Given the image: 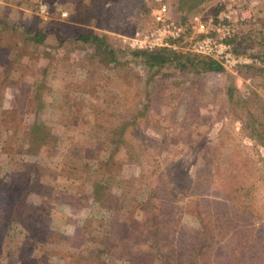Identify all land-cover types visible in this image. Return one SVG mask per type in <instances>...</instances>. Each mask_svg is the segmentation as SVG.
Returning a JSON list of instances; mask_svg holds the SVG:
<instances>
[{
  "label": "rangeland",
  "instance_id": "1",
  "mask_svg": "<svg viewBox=\"0 0 264 264\" xmlns=\"http://www.w3.org/2000/svg\"><path fill=\"white\" fill-rule=\"evenodd\" d=\"M223 1L166 0L179 21L211 15ZM241 5L252 17L239 25L234 46L264 60V44L254 41L264 0ZM156 8L155 0H0L7 28L0 26V264H195L192 249L200 253L196 264H264V71L251 66L164 78L140 64L106 63L105 52H88L82 42L55 41L79 27L105 32L115 50H129L118 38L151 25ZM28 30L46 36L32 43ZM229 82L240 90L233 111ZM38 96L49 103L46 120L65 107L73 125L30 153L22 122ZM104 99L113 109L103 108ZM82 121L101 128L126 123L128 148L99 138L66 162L65 136L91 138ZM28 159L42 182L16 201L12 180H27L29 172L7 164ZM102 172L94 197L89 179ZM231 185L234 198L249 203L247 214L226 197ZM149 209L171 215L160 227L146 224L134 233L128 224L145 220ZM224 227L229 231L219 234Z\"/></svg>",
  "mask_w": 264,
  "mask_h": 264
},
{
  "label": "trees",
  "instance_id": "2",
  "mask_svg": "<svg viewBox=\"0 0 264 264\" xmlns=\"http://www.w3.org/2000/svg\"><path fill=\"white\" fill-rule=\"evenodd\" d=\"M252 17V14H251ZM249 21L244 22V24L249 23ZM0 26L3 29H7L5 26V22L0 21ZM18 27H22L20 24L19 25H11L10 26V31L15 32ZM24 28V27H23ZM25 29V28H24ZM26 38L25 40H30L32 43H40L44 40V37L46 36V33L43 32H37V33H31L32 31L28 30L26 31ZM30 32V33H28ZM52 31L49 32V35L51 34ZM239 33V32H238ZM236 34L235 38L232 40L233 43V51L235 53H241L247 56H254L255 54L258 55L259 58L261 55L257 53H252L251 50L248 51L247 49L241 50L240 48L238 49L237 46H234V41L237 40L238 35ZM108 35L105 32H97L94 30H80L79 27L74 29L71 33L68 34V36L65 39H62L58 34H56L55 41L60 45L63 41L72 44V42L79 41L84 43L85 48L88 50V52H92L93 54L95 51H102L105 52L107 55L106 59H101L104 62L112 63L117 66L123 67V65L127 64H140L143 65L144 67L147 68V71L151 70L154 73H156V76L159 77H171V76H181L185 72H192V73H201V72H210V71H223L222 67L216 63L215 61L209 59L206 56L199 55V54H194L190 52H176V50H171L169 48H157L152 51H139V50H115L112 47V44L110 40L107 37ZM246 38H241V43L244 45V43H248L249 41H242L245 40ZM254 41L262 45L264 44V23L263 26L261 27L260 30L256 33V36L254 37ZM251 40V39H250ZM91 56V55H89ZM93 56V55H92ZM251 66L249 68L244 69L250 70ZM156 70V71H155ZM258 71V70H257ZM264 69L259 68V72H263ZM67 72V70H65ZM73 77V76H72ZM116 77V75H115ZM75 78V77H73ZM151 79V76L149 77V81ZM236 87V85L232 82H229L227 86V95L229 98V108L231 111L234 110V108L239 105L238 99L240 98V90ZM236 92L238 93V99H236L235 94ZM90 94L89 92H85L84 95L88 96L87 94ZM40 99V100H39ZM103 103V108L106 109H113L112 108V102L111 100L104 99L102 100ZM35 107V108H34ZM33 107V111L31 112V117L24 122L23 124L27 125L29 132V138H30V148L28 151L30 153H33L35 151V146L36 143L39 141L51 144L54 142L49 141V138L52 137H57L56 135L59 134L60 130H62L60 137H64L66 132L72 130V125L73 122L69 121L66 116H69V112H67L68 108L62 107L61 112L51 121L49 119H45V111L44 108L47 109L49 107V103H46V101L43 100L42 97L38 96V98L35 100ZM53 107V106H51ZM79 107V106H77ZM78 113L81 114V111H77ZM75 118L80 119V115H74ZM22 125V124H21ZM79 127L85 128V130H92L90 137L91 138H84V136L79 133L77 136H71L67 137L68 143H67V149L65 151V161H73L75 160V156L79 155V152H84L85 151V145H89L92 143V141L96 139H101L110 143H113L115 145V148L126 150L129 145V140L125 137V128H126V123H122L121 126L119 127H111L108 126L106 128H101V126H97L96 124H92V126L88 125V123H85V121L81 122V125ZM57 141V140H56ZM86 141H90L89 144L86 143ZM13 143H16V140L12 141ZM124 150V151H125ZM128 151V150H127ZM262 153V152H260ZM13 154V153H12ZM12 154L9 155L12 157ZM263 155V160H264V154ZM15 156V155H13ZM67 156V157H66ZM130 161V160H129ZM25 160H20V162L14 163V164H7L8 169L10 170H28L29 172V178L27 180H12L13 181V187L9 188V192L12 193L14 196V199L17 201L19 199L26 200L29 198L30 192H33L36 188L38 183L42 182V179L39 175V173L35 170L33 167V164H30L33 162L31 159H28V162ZM101 175H104V172L100 174L96 178L91 177L89 181L92 183L93 182V188L91 190V194L94 197H97L100 193L103 181H99L98 179L101 177ZM12 186V185H11ZM95 188V190H94ZM237 188L233 187V185L228 187V190L226 191V197L233 201L235 200V203L238 207V210L241 211V213L247 214L246 211L249 210V203L246 202H239V200H236L234 198L235 195H237ZM129 201L127 198L123 199L122 201V208L125 205V203ZM234 203V204H235ZM158 204V203H157ZM149 216L144 220H131L130 223L128 224L130 227H132L134 230V233L139 232L144 225L149 224H158V227H160L166 220L165 215H171L169 212L162 213L159 210L155 209H149ZM217 220L220 221H225L223 220V217L219 215L217 217ZM114 222V221H113ZM226 231H229V228H223L220 229L219 234L226 233ZM94 232V231H93ZM105 231L104 233H106ZM108 233V232H107ZM154 243H156V240L154 238ZM103 247V246H102ZM103 249V248H102ZM192 255L190 258V261L193 259V262L196 264L198 255L200 253H196V250L192 249ZM161 255V254H160ZM159 255V256H160ZM242 258L241 254H233V260L239 262L240 259Z\"/></svg>",
  "mask_w": 264,
  "mask_h": 264
},
{
  "label": "built area",
  "instance_id": "3",
  "mask_svg": "<svg viewBox=\"0 0 264 264\" xmlns=\"http://www.w3.org/2000/svg\"><path fill=\"white\" fill-rule=\"evenodd\" d=\"M155 1L157 8L151 25L120 35V46L139 51L165 47L176 52L199 54L231 71L250 66L264 69V60L233 51L232 40L239 25L251 17L250 11L243 9L241 0H224L211 15L195 13L185 21L169 15L166 0ZM40 9L45 11L44 6Z\"/></svg>",
  "mask_w": 264,
  "mask_h": 264
},
{
  "label": "crops",
  "instance_id": "4",
  "mask_svg": "<svg viewBox=\"0 0 264 264\" xmlns=\"http://www.w3.org/2000/svg\"><path fill=\"white\" fill-rule=\"evenodd\" d=\"M4 20V19H3Z\"/></svg>",
  "mask_w": 264,
  "mask_h": 264
}]
</instances>
